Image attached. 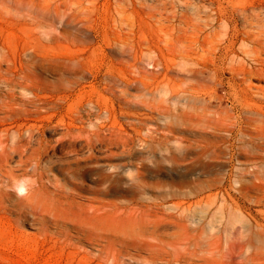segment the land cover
I'll list each match as a JSON object with an SVG mask.
<instances>
[{"label": "rangeland", "instance_id": "1", "mask_svg": "<svg viewBox=\"0 0 264 264\" xmlns=\"http://www.w3.org/2000/svg\"><path fill=\"white\" fill-rule=\"evenodd\" d=\"M6 80L30 113L0 109V264H264V0H0V108ZM111 128L126 146L89 145ZM115 169L113 201L137 171L147 198L175 188L156 239L77 232Z\"/></svg>", "mask_w": 264, "mask_h": 264}, {"label": "bare ground", "instance_id": "2", "mask_svg": "<svg viewBox=\"0 0 264 264\" xmlns=\"http://www.w3.org/2000/svg\"><path fill=\"white\" fill-rule=\"evenodd\" d=\"M130 28V27H128ZM132 31V30H131ZM144 49V48H143ZM127 53V52H126ZM184 54V53H183ZM47 57V56H46ZM50 58V57H49ZM182 58V57H181ZM82 59V58H81ZM193 60V59H192ZM198 60V59H197ZM122 65H124V58L121 59ZM66 64V63H65ZM183 71V70H182ZM70 73V72H69ZM105 78L111 82H120L125 84V78H116L109 73V70L105 71ZM140 75V74H139ZM138 76V75H137ZM141 76V75H140ZM123 77V76H122ZM118 79L119 81L117 82ZM143 80V79H142ZM28 81V80H27ZM5 83L9 87V92L6 98L1 100L2 107L0 108L3 113L4 118H2L3 123L11 122H19L22 121L26 116L30 113V108L28 105H21L15 102V91L14 88L11 86V83L6 80ZM141 85V84H140ZM144 86V84L142 85ZM11 87V88H10ZM14 87H16L14 85ZM30 86H24V91H29ZM105 93L99 92L98 95V107L103 108L109 103L111 98L108 97V93H111L108 88L105 89ZM23 93V92H22ZM134 95V94H133ZM24 96V95H23ZM38 97V95H36ZM91 98V101H93ZM120 103L125 105L127 100L119 99ZM29 104L31 101H28ZM34 107H36V103L33 101ZM142 106V105H141ZM42 108H46L48 110L53 111L56 107L55 104H44L41 106ZM147 107V106H146ZM106 108V107H105ZM124 112V108H122V114ZM166 117V116H165ZM82 119V118H80ZM114 128V127H112ZM108 129L106 132L108 133L104 137L101 134H98L97 131H93L89 135L88 143L91 147L99 145L98 143L106 144L107 146H114L120 145L126 146L128 138L124 134V130L119 128L116 132L113 129ZM77 130L76 127L69 128L71 130ZM103 127H99V130H102ZM7 137H0V146H4L7 143L9 144ZM32 141L30 138L29 144ZM7 144V145H8ZM6 145V146H7ZM39 159V158H37ZM90 160L96 159L94 155H91ZM39 161V160H38ZM6 167H9V162L5 164ZM40 162L37 163V167L39 168ZM81 170L78 169L75 172V178L81 179L80 174ZM121 171L113 170L110 175L103 174L102 178H99L98 186L93 189L90 197L85 199V202L79 203V208L81 213L77 216V221L79 224L75 225L77 232L80 234L83 232V237L90 233H95L99 230H104V228H99V222L101 220H114L116 222L125 223L126 221L131 223L134 229L136 230L139 228V232L137 233L140 237L143 238H152L156 239L160 230L156 227V224L159 222V214L164 209V205L168 203L171 199L177 198L176 190L173 186H169L165 191L155 192V195L151 198H147V191L144 189L140 191L141 187H146V183L141 180L143 174L140 171H137L133 177V181L130 186L126 189L125 193L122 197H119L118 200H110L109 199V185L113 183V180L116 178H123L124 176L121 175ZM143 193V194H141ZM74 200L83 199L79 195H74ZM65 198H69L66 196ZM24 199V198H23ZM26 201V200H25ZM81 223V224H80ZM109 231V230H108ZM116 234V235H114ZM113 235L106 234V238L113 237L117 240L124 239L123 236H119L120 234H124L123 232H115ZM79 240L83 241V238L80 237Z\"/></svg>", "mask_w": 264, "mask_h": 264}, {"label": "clouds", "instance_id": "3", "mask_svg": "<svg viewBox=\"0 0 264 264\" xmlns=\"http://www.w3.org/2000/svg\"><path fill=\"white\" fill-rule=\"evenodd\" d=\"M19 183H20L21 187L18 189L17 194L18 195H24L26 192V188L23 185L26 183V181H20Z\"/></svg>", "mask_w": 264, "mask_h": 264}]
</instances>
